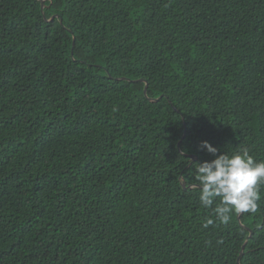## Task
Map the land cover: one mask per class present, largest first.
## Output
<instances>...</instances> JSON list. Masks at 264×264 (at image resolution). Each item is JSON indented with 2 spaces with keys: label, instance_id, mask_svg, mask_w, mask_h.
Wrapping results in <instances>:
<instances>
[{
  "label": "trees",
  "instance_id": "1",
  "mask_svg": "<svg viewBox=\"0 0 264 264\" xmlns=\"http://www.w3.org/2000/svg\"><path fill=\"white\" fill-rule=\"evenodd\" d=\"M202 141L264 160V0H0V264H264Z\"/></svg>",
  "mask_w": 264,
  "mask_h": 264
},
{
  "label": "clouds",
  "instance_id": "2",
  "mask_svg": "<svg viewBox=\"0 0 264 264\" xmlns=\"http://www.w3.org/2000/svg\"><path fill=\"white\" fill-rule=\"evenodd\" d=\"M214 158L195 163L198 200L204 209H212L213 217L205 219L204 228L228 224L233 215H255L264 187V160H256L247 148L218 154L219 149L208 141L200 144ZM217 243H223L222 240Z\"/></svg>",
  "mask_w": 264,
  "mask_h": 264
},
{
  "label": "water",
  "instance_id": "3",
  "mask_svg": "<svg viewBox=\"0 0 264 264\" xmlns=\"http://www.w3.org/2000/svg\"><path fill=\"white\" fill-rule=\"evenodd\" d=\"M41 2H42V10L45 8V5H46V0H41ZM54 18V17H53ZM75 44H76V38H74V41H73V49H74V47H75ZM145 79H142V80H139L140 82H143ZM148 86H149V84L148 83H146V87H145V93L147 94V91H148ZM159 99V98H158ZM157 99V100H158ZM182 141V140H181ZM181 141H180V143H179V145H181ZM192 158L193 159H196L197 158V156L196 155H193L192 156ZM183 185H184V187L186 188L187 186H186V183H183ZM241 216H242V214H240V215H238V218H239V220H241ZM252 237V230H251V234H250V236H249V238L247 239V241L244 243V245H243V248H242V251H241V254H240V256H239V258H238V261L240 262V259H241V255L243 254V252H244V249H245V247H246V245H247V242L249 241V239Z\"/></svg>",
  "mask_w": 264,
  "mask_h": 264
}]
</instances>
